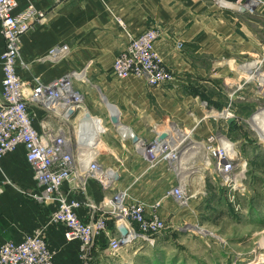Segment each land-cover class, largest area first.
<instances>
[{"label": "crops", "instance_id": "obj_1", "mask_svg": "<svg viewBox=\"0 0 264 264\" xmlns=\"http://www.w3.org/2000/svg\"><path fill=\"white\" fill-rule=\"evenodd\" d=\"M224 1L233 6L218 0H17L18 12L31 5L43 12L42 17L36 18L33 29L21 37L22 63L18 65V72L30 89L34 86L35 78L49 82L71 71H77L75 75L84 73L85 77L81 78L83 80L88 75L97 77L105 83L107 97L102 96L103 101H111L118 106L123 124L145 141L152 139L156 127H159L160 134L184 138L191 143L187 153L196 144L191 139V134L203 139L220 126L226 128L225 120L209 119L206 110L227 107L228 100L222 85H229V75H241L236 68L239 60L244 56L251 59L256 57L259 44L263 43L264 46V35L259 38L257 29L259 23L264 22V15L237 9L234 6L235 0ZM150 27L160 31L155 47L164 65L172 71L173 79L161 86H151L144 78L131 75L119 78L120 83H116L118 87L115 88L112 83L118 78L113 76L111 70L115 57L129 43L130 36L140 35ZM57 44H67L68 50L63 57L53 60L47 54ZM3 48L4 39L0 32V54ZM109 78L112 81L109 82ZM1 79L0 63V81ZM258 81L263 86V78H258ZM230 85L232 88L228 92H236L234 86L238 88V84L233 82ZM104 106L110 115L111 111ZM30 108L39 128L43 122H52L58 125L57 128L66 130L67 123L71 122L70 116L69 119H64L61 114L48 112L34 103L30 104ZM88 112L90 111L80 110L74 127L72 126L75 131ZM95 115L102 122L95 125L94 130H98V126L104 129L100 132L101 136L97 134L96 139L93 137L98 142L96 149L101 152L99 162L103 167L116 171L119 177L108 188L98 179L88 177L86 193L72 189L71 194L84 201L91 199L93 204L99 205L118 189L129 185L132 187L138 180H142L147 169L141 164L140 167H135L134 162L131 163L135 160L145 163L144 155L136 143L124 138L122 134L121 138L110 137V129H106L104 118L99 114ZM226 124H230L227 118ZM236 132L238 131L230 132V139L234 142L240 140V137L234 135ZM105 133L107 142L103 136ZM221 141L224 142L223 139ZM102 149L110 151L102 152ZM191 166L185 163L178 170L181 173L180 179L186 183L193 172ZM203 169L204 167L198 172L202 176ZM155 170L157 176L173 172L167 163ZM186 172L191 174L188 178H183ZM78 183V178L66 183V191ZM36 186L33 169L22 145L0 159V246L7 239L20 240L39 229L49 245L56 250L55 264H79L82 259L80 242L77 239L68 240L65 237L66 227L51 221L52 211L56 207L53 201L39 202L27 193L36 189ZM141 189L143 190L135 195L145 202L147 213H151L156 196L150 195L148 185H142ZM191 190L192 201L194 198L198 203L205 199L201 188H193L192 185ZM163 192L165 191H161ZM161 197L163 203L158 209L159 215L168 220L182 218V210H178L180 206L172 198H166L164 193ZM98 211L83 204L78 214L88 221ZM189 221L187 219L185 223ZM119 223L110 219L107 227L97 235L92 247V255L96 261L110 249L108 241L119 233ZM164 236L165 233L157 235L158 243L163 242ZM139 238L142 237L134 239L120 253L130 248L138 251L139 247L145 245Z\"/></svg>", "mask_w": 264, "mask_h": 264}, {"label": "built area", "instance_id": "obj_2", "mask_svg": "<svg viewBox=\"0 0 264 264\" xmlns=\"http://www.w3.org/2000/svg\"><path fill=\"white\" fill-rule=\"evenodd\" d=\"M240 1L236 0L234 4L239 5ZM249 3L250 1L245 7L250 10L256 6ZM17 6V0H0V32L4 39V48L0 54L2 65L0 159L18 146L24 147L37 185L29 195L39 202L53 201L56 204L50 219L53 223H61L66 227L65 237L68 240L77 239L80 242L81 250L85 252L79 264H91L86 254L92 250L94 240L107 227L110 219L120 222L118 228L125 226L128 229L127 235L123 236L119 229V233L109 239L108 246L112 251H119L137 237H142L151 243L155 242L157 235L166 228L165 219L157 211L161 205L160 200L153 205L155 211L147 213L145 205L129 200L127 188L115 191L110 198H104L99 205L93 204L91 199L84 201L71 194L72 189L86 193L88 177L98 179L105 188H108L115 179L113 169L100 164V151L96 149L91 153L87 149L95 134L91 123L82 122L76 131L73 129L74 125L65 130L54 128L46 122H43L40 128L35 124L31 103L54 113L59 111L57 109H60L61 105H75L76 111L79 112L83 103L80 97L84 95L77 87L83 79L74 76L77 71H71L49 82L35 78L33 88H28L27 81L18 72V65L22 63L21 37L25 32L33 29L36 18L42 17L43 12L37 11L32 5L18 12ZM159 36L160 31L155 27L148 28L140 35L130 36L129 43L118 53L113 62L111 70L114 76L120 79L131 75L139 76L151 86H161L170 82L174 75L163 64L155 47ZM67 50V44H57L49 50L47 57L53 60L60 59ZM225 110L231 112L230 108ZM231 114L234 115L233 112ZM75 116L71 114V118ZM158 128L154 129L155 135L152 139L144 140V148L140 151L148 161L149 167L166 161L178 173L182 164V149L186 141L182 138L176 139L169 134L159 139ZM221 135L231 140L220 131L211 132L202 139L209 149L207 155L211 161L206 166L213 172L221 174L224 177V184L225 182L229 184L233 182L229 176L235 162L241 158L237 151L236 155L232 156L224 146H220ZM195 142L197 143L196 140ZM87 161L89 165L84 169L83 164ZM104 173H107V176ZM77 178L80 179V183L66 191V183ZM187 184L179 179L165 196H172L180 205L186 204L192 197ZM83 204L99 210L91 220L85 221L78 214ZM121 218L124 222L120 221ZM55 258L56 250L49 245L39 229L20 240L7 239L0 246V264H55Z\"/></svg>", "mask_w": 264, "mask_h": 264}, {"label": "rangeland", "instance_id": "obj_3", "mask_svg": "<svg viewBox=\"0 0 264 264\" xmlns=\"http://www.w3.org/2000/svg\"><path fill=\"white\" fill-rule=\"evenodd\" d=\"M249 1L251 0H241L238 4L239 6H245ZM256 1H258L256 6L251 8V10L245 7V10L250 13L256 12L264 15V0ZM257 29L259 38L263 37L264 22L259 23ZM261 44L256 49V53H258L256 57L251 59L244 56L238 61L236 68L241 72V75H229L231 78L227 80L229 85H222L226 93V99L228 100V105L224 109L231 108V112L238 118L237 124L240 125L237 130L238 132L234 134L240 137V140H236L237 142L234 143L241 160L235 162L232 173L235 174L241 169L242 165H244L241 161L245 162L247 170L245 171V176L242 178V187L236 188L234 182L229 184L225 182L224 184V177L221 174H217L218 172H213L207 166L202 171L203 176L200 175L196 171L200 167H196L198 166L197 163H202V155L197 154L191 157L193 159L190 158L188 160V165L193 166V172L187 182V187L191 194L192 185L193 188H201L205 194V199L197 203L194 198L192 201V196L186 204L180 205L177 203L180 206L178 210H182V218L175 220L165 219L166 228L161 233V235L165 233L164 239H162L163 242L160 244L158 243L159 239H157L151 243L143 238H139L144 241L145 245L139 247L138 251L130 248L128 251L120 253L122 249L119 251L108 249L103 253V257L101 256L97 261L93 257L91 250L86 254L88 255L87 260L89 263L264 264V247L261 245L264 240V139L261 138V133L253 128L250 123H243L241 120L243 118L249 119L253 113L264 107V83L260 87L258 81V78H263L264 81V46L263 43ZM247 75H249V78ZM251 76L254 78H250ZM111 78L108 79L109 82L112 81ZM114 81L116 82L112 84L116 88L118 87L116 83H120L119 78ZM233 82H236L239 87L234 86L237 89L236 92H228L232 88L230 83ZM104 84L102 80L92 75H88L86 80H81L78 83L77 88L84 95L81 110L85 109L92 114L94 113V115H101L104 118L106 129H110V137L121 138V134L117 131L104 106L106 105L102 98L103 94L106 95ZM224 109L213 111L212 108H208L206 115L214 121L216 119L225 120L226 128L220 126L217 131L225 133L230 138L232 129L228 127H230L231 123L227 125L226 118L217 115V113L224 111ZM79 112L77 111L76 113L77 117ZM76 116L71 118V122L67 123L66 130L75 124ZM41 123L42 120L41 122L39 121V125ZM51 124L54 128L58 127V125L52 122ZM103 136L107 142V134L105 133ZM191 139L201 144L204 151L208 154L209 149L201 137L191 134ZM109 151L110 149L106 152ZM114 151L117 152L116 149ZM131 163L135 167H140L139 164H141L142 167L147 169V172L144 174L142 180H138L132 187H130L131 185L126 187L130 195L129 200L140 202L146 208L145 202L137 198L135 194L143 190L141 189L142 185H148L147 190L150 195L156 196V199L152 203V211H155L156 208L153 206L155 202L160 200L162 205L163 197H161V194L164 193L165 196L167 191L178 183L181 173H177V170L173 167L171 168L166 161H162L154 167H149L146 159L145 163L136 160L131 161ZM164 163H167L173 172L168 175L157 176L155 168L157 169V167ZM232 173L229 176L231 179ZM225 179H227L226 176ZM161 191L165 192L161 193ZM29 192L30 190L27 193L29 194ZM165 197L172 198V196ZM187 219L191 221L185 223ZM79 251L81 256L84 255L85 250L82 251L81 247H79Z\"/></svg>", "mask_w": 264, "mask_h": 264}, {"label": "bare ground", "instance_id": "obj_4", "mask_svg": "<svg viewBox=\"0 0 264 264\" xmlns=\"http://www.w3.org/2000/svg\"><path fill=\"white\" fill-rule=\"evenodd\" d=\"M219 2H221V3H224V4H226V5H229V6H233V4L232 3H228V2H226V1H224V0H218ZM249 4H252V5H257L258 4V1H256V0H251L250 1V3ZM236 6V5H235ZM74 76H77V77H80V78H84L85 77V74L84 73H81L80 75H74ZM260 83V82H259ZM260 87H261V83H260ZM80 99L82 100V101H84V96L82 97H80ZM104 102H105V104H106V106H107V108L111 111V113H114L115 111H118L119 109L118 108H116V106L114 105V104H111L109 101H107V100H104ZM76 108V106L75 105H69V104H66V105H61V107H60V109H57V110H59L57 113L58 114H61L62 116V118H64V119H69V116L71 117V114H72V110H74ZM213 111L215 110V111H218L217 109H212ZM60 112V113H59ZM89 114H91L90 112H88ZM111 113H110V115H111ZM119 113H120V111H119ZM121 114V113H120ZM219 114V116H222V117H231L232 116V114H231V112L229 111V110H225V111H221L220 113H218ZM85 116V118H82L80 121H81V123H82V121H83V119H86L87 118V114H85L84 115ZM235 116V115H234ZM238 119V118H237ZM88 124H90L91 123V125H93V133H95L94 134V136H95V139H96V135L97 134H101L100 132H103L104 131V129H103V127H101V126H98V130L96 129V131L94 130L95 129V125H99L101 122H102V120H101V118L97 115H94V114H92V115H90V118H88V121H86ZM78 124H80V122H78ZM250 124L253 126V128H255L256 130H258L261 134H260V136H261V138L262 139H264V107H262V108H260V109H258L257 111H256V113L254 114V116H253V118H252V120L250 121ZM116 126V129H117V131L118 132H120V134H123V132H125V131H127V130H129V128L130 127H128L127 125V128H125V126H124V124L122 123V121H121V123H119L118 125H115ZM97 128V127H96ZM93 136V137H94ZM101 136V135H100ZM176 139H179L178 137L176 138ZM184 139V138H183ZM221 139H223L224 140V142L223 141H221ZM141 141H139L138 143H136V146H137V148L139 149V150H142L143 148H144V140H142V139H140ZM185 146L183 147V149H182V152H183V154L181 155L182 156V164L181 165H183V164H185L186 163V165L187 164H189L188 162V160L191 158V157H194V156H196L197 154H200V155H202V157H201V159H202V163H197V167L196 168H198V167H200V169H197L196 171L197 172H199V171H201V169H202V167H205L206 165H208V164H210V159L208 158V155H207V152L205 153V152H203L204 151V149H203V147H202V145L201 144H199V143H196V144H194V145H192L190 148H189V151L186 153V151H187V149H188V147H189V144H191V143H188V140H186L185 139ZM195 141V140H194ZM219 141H220V146L222 145V146H224L225 147V149L228 151V152H231V154H232V156L233 155H236V150H235V148H234V145H233V142H232V140H228L227 138H225L224 136H219ZM98 143V142H97ZM97 143L95 142V140H94V138H92V142H91V146H89V147H87V149L88 150H90L89 152H91V153H94L95 151H96V145H97ZM193 143V142H192ZM191 159H193V158H191ZM196 159V158H195ZM194 159V160H195ZM193 160V161H194ZM201 161V160H200ZM192 162V161H191ZM242 162V161H241ZM193 163V162H192ZM194 163H196V162H194ZM243 163V162H242ZM244 165H242V167H241V169L239 170V171H237L235 174H233L232 175V180H233V182H234V186L236 187V188H239V186H241L242 187V185H243V182H242V178L245 176V171L247 170V168H246V164L245 163H243ZM88 165H89V161H87L86 163H84L83 164V168L85 169V168H87L88 167ZM180 165V166H181ZM196 165V164H195ZM202 166V167H201ZM245 166V167H244ZM187 167V166H186ZM189 167V166H188ZM193 166H191V168H192ZM184 170V169H183ZM182 171V170H181ZM105 174V176H107V173H104ZM191 174V172H186L184 175H183V178H188L189 177V175ZM188 180V179H187ZM183 181V180H182ZM184 183H186L185 181H183ZM120 221H122V222H124V220L121 218L120 219ZM261 245L264 247V240L262 241V243H261Z\"/></svg>", "mask_w": 264, "mask_h": 264}, {"label": "water", "instance_id": "obj_5", "mask_svg": "<svg viewBox=\"0 0 264 264\" xmlns=\"http://www.w3.org/2000/svg\"><path fill=\"white\" fill-rule=\"evenodd\" d=\"M235 6V5H234ZM237 9L241 10V11H244L246 8L245 6H239V5H236L235 6ZM103 96L106 97V95L103 94ZM111 104H114L113 102L110 101ZM116 106V108L118 107L116 104H114ZM77 111L76 109L72 110V116L73 115H76ZM256 113V112H255ZM250 116L249 119H241L243 123H250V121L252 120L254 114ZM88 118H90V114L87 113V118L86 119H83L82 122L84 123H87L86 121H88ZM110 118H111V121L115 124V125H118L119 123H121V114L119 113V110L118 111H115L114 113H111L110 115ZM233 121H238L237 117L236 116H231L228 118V122L229 123H232ZM125 128H127V126L124 124ZM167 135V133H163V134H160L159 135V139H163L165 138ZM122 136L126 139H131L134 143H137L138 141H140V136L137 135L131 128H129V130L123 132ZM102 152H106L107 150L106 149H102L101 150ZM112 173H113V177L115 179H117L119 177L118 173L116 171H113L112 170ZM120 232L123 236L127 235L128 234V229L125 227V226H121L120 228Z\"/></svg>", "mask_w": 264, "mask_h": 264}, {"label": "trees", "instance_id": "obj_6", "mask_svg": "<svg viewBox=\"0 0 264 264\" xmlns=\"http://www.w3.org/2000/svg\"><path fill=\"white\" fill-rule=\"evenodd\" d=\"M240 127V125L237 124V122L233 121L231 124H230V128L232 130H238Z\"/></svg>", "mask_w": 264, "mask_h": 264}]
</instances>
